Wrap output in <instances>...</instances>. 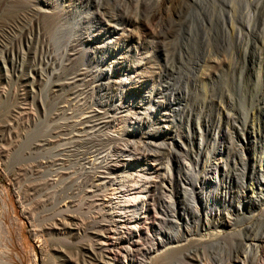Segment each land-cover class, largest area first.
<instances>
[{
	"label": "rangeland",
	"instance_id": "374dc122",
	"mask_svg": "<svg viewBox=\"0 0 264 264\" xmlns=\"http://www.w3.org/2000/svg\"><path fill=\"white\" fill-rule=\"evenodd\" d=\"M261 170L264 0H0V264H232Z\"/></svg>",
	"mask_w": 264,
	"mask_h": 264
},
{
	"label": "bare ground",
	"instance_id": "6f19581e",
	"mask_svg": "<svg viewBox=\"0 0 264 264\" xmlns=\"http://www.w3.org/2000/svg\"><path fill=\"white\" fill-rule=\"evenodd\" d=\"M80 100V99H79ZM67 106V105H66ZM71 110V109H70ZM106 110V109H105ZM77 111V110H76ZM93 111V110H92ZM75 120V119H74ZM110 122V121H109ZM84 129V128H83ZM59 164V163H58ZM91 165V164H90ZM261 173L262 174H264V172L261 170ZM185 180V179H184ZM260 181V180H259ZM88 182V181H87ZM188 182V181H187ZM264 184V178H263V180L259 183V184ZM79 190V189H78ZM260 192L261 193H259V194H261L262 195V197L264 196V186L262 187V188H260ZM184 191H186V192H188L189 190L188 189H185ZM120 193V192H119ZM255 193L253 192V191H251V196H249L248 198H247V200L251 203H254L255 201H257L256 199H252L251 197H252V195H254ZM258 198V197H257ZM137 202V203H136ZM111 204H113L112 202H110ZM137 204H139V200H136L135 201V206H137ZM143 205V204H142ZM111 206V205H110ZM128 206H131V207H133V204H132V202H128ZM116 209H120L119 208V206H118V203L116 204ZM124 209V208H123ZM122 208L120 209L121 211L123 210ZM198 211V210H197ZM158 214V213H157ZM159 214L160 215H162L163 217L162 218H160L161 219V221L159 220L158 221V224H159V226L161 225H163V224H170L171 226H174L175 228H174V230H175V235L173 234V233H171L172 234V236L174 237L173 238V240L172 241H170V242H168V241H159V243H160V246H161V248H163L164 250H163V256H165V258L167 259V261L164 263V264H169L170 263V260H172L174 257H176V254H177V252H179V250H180V248H182L180 245H173L172 246V244H177V241H175V242H173L175 239H176V235H177V233H178V230H180V227H179V225L178 224H176L174 221H172V219L174 218H171V220H167L166 219V217H167V215H166V212L165 211H163L162 210V212H159ZM158 214V215H159ZM217 219V218H216ZM122 220V219H121ZM126 220H128V219H126ZM126 220L125 221H119V219L118 220H113V223H110V226L112 225V227H111V230L109 229L108 230V232H110V231H112V230H118V228L119 227H126L127 226V224H126ZM174 220V219H173ZM67 223V222H66ZM226 226L228 225L229 227L230 226H232L233 224H230V223H226L225 224ZM233 226H235V225H233ZM129 228H131V227H129ZM177 228V229H176ZM216 228V227H215ZM208 231V230H207ZM102 234H104V233H102ZM165 234L166 233H164L163 232V234H162V232H161V230H158V231H156V235L158 236V238H162L163 240L165 239L166 240V238H168V237H171V235H167V237H164L165 236ZM237 234L239 235V233H236V231H231V230H229L228 231V235H226L227 237H230V238H232L233 239V236H237ZM177 237H178V235H177ZM220 233L219 232H216V231H212V232H210V233H207V234H205V235H202V236H200L199 238H197L194 242H197L198 244H201V245H203V248H205L207 251H211V250H214L215 249V247H216V244L218 243V241L220 240ZM258 239V240H257ZM256 240V242L257 243H254L253 242V244H250L249 246H247V247H244L243 248V251H242V255H240L239 257L237 256V257H234L233 259H232V264H247V252L248 251H250V250H253L255 253H257V254H259V252H260V248H263V250H264V236L263 237H260L259 236V238H257ZM159 240H161V239H159ZM253 240V239H252ZM107 245V244H106ZM155 245V244H154ZM190 246V245H189ZM263 246V247H262ZM123 250V257H124V260H132L131 259V253H132V249H129V248H127V247H125L124 249H122ZM142 252V250L141 249H135V252ZM149 251V250H148ZM157 251H159L158 249H157ZM121 256V255H120ZM142 256V255H141ZM145 257V256H144ZM117 259V258H116ZM115 259V260H116ZM260 259V258H259ZM118 260V259H117ZM133 261V260H132ZM230 262V261H229ZM259 262V261H258ZM264 262V261H263ZM211 263V262H210Z\"/></svg>",
	"mask_w": 264,
	"mask_h": 264
}]
</instances>
